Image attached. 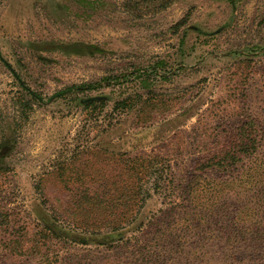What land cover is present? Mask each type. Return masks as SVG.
<instances>
[{
	"label": "rangeland",
	"instance_id": "1",
	"mask_svg": "<svg viewBox=\"0 0 264 264\" xmlns=\"http://www.w3.org/2000/svg\"><path fill=\"white\" fill-rule=\"evenodd\" d=\"M149 1L0 0V264H264V0Z\"/></svg>",
	"mask_w": 264,
	"mask_h": 264
},
{
	"label": "trees",
	"instance_id": "2",
	"mask_svg": "<svg viewBox=\"0 0 264 264\" xmlns=\"http://www.w3.org/2000/svg\"><path fill=\"white\" fill-rule=\"evenodd\" d=\"M149 2H152L154 5H157L159 8H165L168 6L169 1L168 0H150ZM147 1H144L143 5L147 4ZM184 21L181 23H178L175 28H178ZM1 57V53H0ZM2 58V57H1ZM9 68H11L9 65H7ZM16 78L19 79L18 75H16ZM94 88L91 85H82V86H72L69 87L63 91H60L56 94H54L52 97L48 99V102H53L57 99L66 98L68 95L74 94L77 91H85L90 90ZM25 90L28 92L29 95L37 98L41 102L44 101L42 97H37L35 93H33L28 87H25ZM133 100L126 99L124 101H121L117 103V106L123 107H132L133 106ZM99 104L101 110L104 108V102L103 101H90L88 105L91 106H97ZM261 147L260 142L257 141V134L255 131V126L253 124H250L246 128H241L239 131H237L231 138V141L228 142L226 145H224V148L221 149V151L218 153V157L215 161V163L212 164V166L220 167V168H228V167H238V165L242 162L241 160L244 158V156L250 155L252 152H257ZM242 158V159H241ZM231 165V166H227Z\"/></svg>",
	"mask_w": 264,
	"mask_h": 264
}]
</instances>
